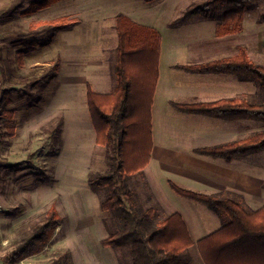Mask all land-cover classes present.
<instances>
[{"label":"rangeland","instance_id":"rangeland-1","mask_svg":"<svg viewBox=\"0 0 264 264\" xmlns=\"http://www.w3.org/2000/svg\"><path fill=\"white\" fill-rule=\"evenodd\" d=\"M39 1L0 0V99L4 95L10 101L1 105L2 110L9 112L0 113V133L5 132L7 126L14 127V135H0V255L11 251L28 236L32 226L41 223L48 207L54 204L62 219L51 240L37 254L15 264H133L128 248L115 249L101 244L102 239L121 228L122 220L118 208L103 210L100 207L108 197V190L91 187L88 183L90 175L108 171L107 155L111 149L94 141L86 103V85L81 81L74 83L77 79L71 76L66 78L67 85L59 82L60 91L67 90V112L74 110V104L76 111H81L80 126L83 129L73 133V126H66L63 142L70 145L65 152L69 159L57 158L63 143L55 139L54 127L59 121L62 124L61 117L43 119V114H29L53 100L51 97L56 94L58 76L52 78L51 75L56 74L58 68L69 75H79L85 69L93 70L91 79L98 76L103 81H96L97 85L90 81L94 91L109 93L114 90L117 83L114 70L117 14L136 13L140 22L156 24L164 39V52L174 50L177 63L193 64L197 62V51L201 49L199 38L205 42L204 48L215 39L212 36L215 31L211 35V29L207 27L197 34L194 23L208 19L216 26L222 9L217 1L207 10L210 17L193 15L179 24L184 27L182 30H171L168 28L171 22L183 19L187 7L202 5L207 0H57L38 8ZM263 8L264 0H248L241 18V29L224 35L229 49L227 53L231 54L226 57L242 50L253 64L264 67V22H258ZM54 25H64V28L52 31ZM51 33L53 36L49 42ZM176 38L187 39L188 45L184 44L187 47L181 44L183 39L175 42ZM217 56L210 54L205 60L211 61ZM51 68H56V73ZM9 69L13 77L26 76L28 79L8 80ZM199 75L174 71L178 85L192 80L207 85V74ZM71 87L73 91L69 90ZM237 91H240L242 99L251 102L264 98V90L252 81L241 80ZM74 117L75 114H71L68 119ZM224 121L177 111L171 106L161 107L156 102L151 133L155 144L159 140L166 141V136L194 135L199 139L217 134L226 123ZM228 123L223 128L236 140L264 129V121L259 120L236 119ZM234 158L236 165L241 163L243 170L264 176V150L231 159ZM125 184L133 193L140 212L149 207L153 209L156 215L152 214V225L167 215V211L155 201L152 191L155 192L143 174L127 176ZM260 191L264 194V190ZM193 205L192 209L197 213L192 217L200 221L195 220L191 224L200 223L208 228L209 208L199 202ZM241 205L248 210L258 207L245 205L244 199ZM82 216L83 219L78 220ZM86 219L88 222L85 223ZM213 223L218 227L221 224L220 220ZM189 249L191 253L187 257L182 253L181 264H203L195 245Z\"/></svg>","mask_w":264,"mask_h":264},{"label":"trees","instance_id":"trees-1","mask_svg":"<svg viewBox=\"0 0 264 264\" xmlns=\"http://www.w3.org/2000/svg\"><path fill=\"white\" fill-rule=\"evenodd\" d=\"M56 1L40 0L38 8ZM217 1L222 11L216 22L215 36L238 32L248 0H207L202 5L191 4L185 10L183 19L171 22V26L193 15L208 17V8ZM258 22H264V8ZM54 28L63 29L64 25H54L52 31ZM115 29L116 87L109 93L94 92L88 85L86 89L96 143L111 149L107 155L108 171L90 175L88 183L91 187H105L108 190V197L101 202L100 207L103 210L118 208L122 220L121 228L102 239L101 244L115 249L128 248L133 264H181L182 253L187 257L193 245L203 264H264V204L248 210L228 195L196 192L169 180V186L178 195L204 204L220 218L221 224L217 229L195 241L179 212L160 217L152 225L151 217L156 215L153 209L149 207L142 212L137 209L133 193L126 187L125 180L127 176L142 172L150 159L151 106L158 79L161 34L155 28L137 23L122 13L115 16ZM52 36L51 33L49 42ZM178 67L192 72L231 73L243 81L254 82L264 90V67L253 64L242 50L233 56ZM50 70L56 73V68ZM11 73L7 75L8 80L28 79L26 76L13 77ZM55 75L52 74V78ZM2 96L0 113L5 111L1 105L10 103L8 98ZM172 105L185 112L212 117L264 121V98L256 102L241 98L173 102ZM5 112L9 111L6 109ZM60 126L61 121L54 127L57 141L60 139ZM2 134L14 135V127L7 126ZM263 150L264 129L232 142L198 148L195 152L230 160L235 156L243 157ZM261 187L264 190V182ZM61 219L56 207L51 204L44 220L34 224L29 235L11 251L0 255V264H15L37 254L51 240Z\"/></svg>","mask_w":264,"mask_h":264},{"label":"crops","instance_id":"crops-1","mask_svg":"<svg viewBox=\"0 0 264 264\" xmlns=\"http://www.w3.org/2000/svg\"><path fill=\"white\" fill-rule=\"evenodd\" d=\"M124 14V13H122ZM125 15V14H124ZM131 18L133 21L141 24H145L151 26L156 29V24L150 22H140V16L138 14L134 15H126ZM196 29L195 32L197 34L203 32L205 27L211 29V35L214 34L215 24L213 21L208 19H200L199 22L194 23ZM168 26V25H167ZM189 26V25H188ZM187 26V27H188ZM171 30H182V25L169 26ZM158 29V28H157ZM156 29V30H157ZM203 30V31H202ZM160 31V30H159ZM158 31V32H159ZM180 32V31H179ZM161 49L159 56V64H158V79L155 87V92L153 95V103L151 106V121L156 116V102H158L161 107L163 106H171L173 109L177 111H182L177 109L172 105L175 103H195V102H208L219 99H241L240 91H237L241 85V79L234 74L231 73H203V72H192L178 66L190 65V64H179L176 62V51L174 50H166L164 52V39L161 31ZM214 36V41L210 40L207 47V51L204 48V41L199 38V45L201 49L197 51L198 60L193 64H199L206 62V57L210 54L217 56L218 58L226 57L231 55L229 49H227L226 45V36ZM178 37V36H177ZM180 40L181 44L187 47L188 40L185 38H176ZM208 39V38H207ZM208 41V40H207ZM204 42V43H203ZM186 43V45H184ZM117 45V44H116ZM203 46V47H202ZM217 59V58H216ZM65 61V60H63ZM209 61V60H208ZM175 70H183L189 74H207L208 83L204 85L203 83H194V80L191 83H182V85H178L175 80L174 71ZM93 70H86L81 72V74L77 75H69L65 72H60L58 68L56 77H57V90L56 94H54L51 98L53 99L51 102L43 104L41 107L36 108L37 110L31 111L29 115L34 114H43L41 116L44 118H50L54 116H59L62 119V124L60 126V140L63 143V149H61V154L57 155V158L64 157L69 159L70 156L65 154L70 146L67 143H64V134L66 130V126H73V133L76 132L77 129H83L81 127V111L78 113L75 108L74 110H70L67 112V104L66 103V95L67 90L60 91L59 82L64 86L66 82V78L71 76L77 79L74 83H78L81 81L86 85L85 92L87 89V85L90 86V81H95V84L98 83L96 81L103 82L98 79V76H95L91 79L90 74ZM55 77V79H56ZM60 78V80H59ZM79 78V79H78ZM201 78V77H198ZM239 82V86L237 83ZM67 85V84H66ZM71 86V84H68ZM69 90H74L73 87L69 88ZM97 93H105L101 91H94ZM63 94V95H62ZM72 98V97H71ZM87 99V98H86ZM87 103V101H86ZM88 107V106H87ZM88 109V108H87ZM78 110V107H77ZM185 112V111H182ZM192 115H196L197 113H190ZM75 114L74 118H69V115ZM202 115V114H199ZM37 116V115H36ZM171 116V115H169ZM209 116V115H204ZM212 117V116H210ZM57 118V117H56ZM219 118V117H216ZM221 120H225V124L235 122V119H226L220 118ZM49 120V119H47ZM91 120V119H90ZM240 120V119H239ZM220 128V131L217 134L204 136L201 134L198 139L197 136L190 137H175V136H166L164 139L166 141L159 140L157 144H155V140L152 137V149L150 152V159L146 166L143 168L142 173L148 185L154 190L155 193L152 194L155 196V201L159 202L161 206L167 211L166 214L172 212H179L185 223L187 224L189 233L191 238L195 241L200 237L205 236L209 232L217 229L218 224L214 226V223H219L220 218L218 215L212 210L208 209L210 217V223L208 228H204L200 223L199 224H191L196 221H200L199 218H194L192 215H196V211L193 210V203L196 201L185 198L183 196L178 195L175 191L171 189L168 184V181L174 182L176 185L193 190L196 192L214 194V193H222V195H228L229 197H233L240 204L242 203V199H244V204L249 207H260L264 204V194L261 193L260 189H262L261 185L264 182V176L256 174L254 171H245L242 168L241 163L236 165L234 162L236 159L231 160H223L218 159V157L201 154L195 152V149L203 148V147H212L218 144L228 143L235 141L236 139L232 138L231 134L224 130V125ZM92 125V122H91ZM75 126V127H74ZM224 127V128H223ZM94 130V127L92 125ZM230 131V130H229ZM78 132V131H77ZM152 134V133H151ZM199 135V134H196ZM95 143H96V133L94 130ZM191 140V141H190ZM177 143V144H173ZM187 143V144H186ZM97 144V143H96ZM70 164V160H68ZM134 175V174H133ZM263 190V189H262ZM193 202V203H191ZM198 204V203H197ZM202 206H205L199 203ZM206 207V206H205ZM257 207V208H258ZM189 208V209H188ZM207 208V207H206ZM253 208V209H257ZM79 219H83L79 217ZM88 222V219L85 220V223ZM83 226V225H82ZM79 228H82L81 226ZM84 228V227H83ZM207 229V230H206ZM210 229V230H209Z\"/></svg>","mask_w":264,"mask_h":264}]
</instances>
